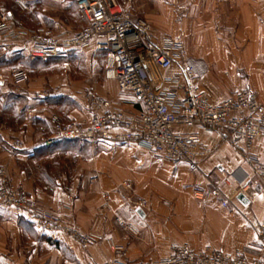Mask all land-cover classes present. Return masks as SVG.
<instances>
[{"label": "crops", "instance_id": "1", "mask_svg": "<svg viewBox=\"0 0 264 264\" xmlns=\"http://www.w3.org/2000/svg\"><path fill=\"white\" fill-rule=\"evenodd\" d=\"M115 2L133 16L147 20L155 42L165 35L181 40L186 62L196 75L195 83L212 103L247 88L264 106V0ZM74 51L82 60L97 52L91 44ZM102 68L103 62L97 77L89 80L69 76L49 79L63 86L49 85L53 93L48 99L65 95L74 102L71 109L62 112L66 120L81 123L89 119L79 92L74 93L84 89L109 100H119L126 113L138 109L130 94L118 92L113 81L102 78ZM174 71L172 67L164 73ZM6 85L9 84H0L1 90ZM40 87L45 85L27 83L26 105L33 103L31 96ZM175 130L199 140L193 171L185 163L172 165L133 143L104 144L93 148L86 158L78 155L72 158L70 171L60 176L50 192H44L19 166L34 149L42 146L43 137L33 130L30 121L15 129L0 125V147L13 139L21 144L13 155L0 149V166L39 208L60 216L65 224L80 232H94L120 244L123 261L162 259L169 255L174 244H186L194 251L209 247L255 257L258 253L255 231L264 220V180L254 177L240 149L230 144L226 133L196 128ZM251 154L264 168V138L253 141ZM123 182L130 183L131 188H122ZM64 186L73 192L71 201H67L62 191ZM213 188L220 190L219 198L195 201L191 197L193 189ZM237 195H242L246 203L241 204ZM138 200L145 201L139 209L141 215L132 209ZM221 201L226 202V207L220 205ZM115 218L135 227L137 234L118 226ZM30 223L25 213L0 206V264H20L25 257L32 264H108L112 259L102 243L82 247L63 234L42 235Z\"/></svg>", "mask_w": 264, "mask_h": 264}, {"label": "built area", "instance_id": "2", "mask_svg": "<svg viewBox=\"0 0 264 264\" xmlns=\"http://www.w3.org/2000/svg\"><path fill=\"white\" fill-rule=\"evenodd\" d=\"M15 3L20 9H26L22 0H15ZM75 6L87 20V25L76 31L16 26L11 24L9 13L0 11V57L16 52L47 60L91 44L94 51L104 52L102 78L113 81L118 92L130 94L138 109L126 113L119 100H109L91 90H84L80 102L90 115L87 122L61 124L56 115L50 114L52 133L42 141L43 147L63 141H79L91 146L133 143L160 155L172 165L185 163L187 169L193 171L199 140L175 129L196 128L226 133L230 144L240 149L254 177L264 180V168L251 154L253 141L264 138V106L254 92L240 88L214 104L195 84L193 67L186 62V50L177 36L165 35L155 42L150 23L133 16L115 0H75ZM172 67L175 69L173 73H164ZM0 82H7L13 92L19 94L26 84V74L17 66L0 69ZM52 93L53 89L47 87L33 92L31 105L35 106L26 110V116L45 114V107L37 103ZM20 145L18 139H13L0 149L13 155ZM121 187L129 190L131 185L123 182ZM62 191L67 201H71L72 190L64 186ZM220 196L218 188L191 191L195 201ZM144 205L145 201L138 200L132 209ZM220 205L226 207L227 204L221 201ZM0 206L25 213L42 235L63 234L82 247L92 243L104 244L112 255L108 264H264V220L256 227L258 253L253 258L241 251L228 253L209 247L194 251L186 244H174L165 258L128 262L121 259L123 247L112 238L90 231L80 232L65 224L60 216L39 208L21 185L11 182L2 166ZM105 206L106 202L102 208ZM115 222L130 234H137L132 225L117 218ZM20 264H32V261L25 257Z\"/></svg>", "mask_w": 264, "mask_h": 264}, {"label": "trees", "instance_id": "3", "mask_svg": "<svg viewBox=\"0 0 264 264\" xmlns=\"http://www.w3.org/2000/svg\"><path fill=\"white\" fill-rule=\"evenodd\" d=\"M7 12L12 15L10 9ZM85 21L86 26L87 20ZM96 55L101 57L103 62L104 52L97 51ZM60 57H67V60L69 58L71 63L74 59L78 58L74 50H68L63 55L51 57L47 60L32 58L25 54L14 52L0 57V67L15 66V64L19 63L23 64L25 70L28 69L27 71L29 72L33 66L37 67L41 65L46 67L48 64L56 63L57 60H62ZM24 72L27 82V73L26 71ZM37 104L45 107V114L35 115L29 118L26 116V110L35 105H26L25 93L14 94L9 89L1 90L0 88V125L15 129L21 128L25 121H30L33 130L39 132L44 139L51 135V124L48 118L50 114L56 115L61 124L70 122L62 115V112L65 113L74 106V102L70 97L64 95L57 98H45ZM50 108L55 109L51 111ZM87 146L88 144L80 143L79 141H63L50 147L39 146L33 150L31 156L26 159L25 163L19 164V166L26 177L33 179L34 185L42 188L44 192H50L60 176L66 174L72 168L73 162L69 158L70 155L82 154L88 156ZM66 155L69 157H66Z\"/></svg>", "mask_w": 264, "mask_h": 264}, {"label": "rangeland", "instance_id": "4", "mask_svg": "<svg viewBox=\"0 0 264 264\" xmlns=\"http://www.w3.org/2000/svg\"><path fill=\"white\" fill-rule=\"evenodd\" d=\"M26 9H20L15 0H0V11L7 12L9 9L12 11V15L9 13L10 22L16 26H23L27 28H35L38 26H42L51 30L56 28L66 29L69 31H76L82 29L86 21L81 16L79 11L74 6V0H22ZM8 13V12H7ZM35 26V27H32ZM77 59L71 61L66 59L67 57H60L62 60H57L56 63L48 64L46 67L38 65L37 67H32V70L29 72L25 70L23 64H15V66L20 67L27 73V82L23 85V88L27 85V83L32 82L37 85H45L48 87L51 84H55V87L59 85L62 87V84H56L49 82V79L60 80L62 77L74 80H82L87 78L88 80L91 78L97 77L99 71H101L102 67V58L97 56L96 53H92L89 55L88 59L82 60V58L77 54ZM51 58V57H50ZM76 58V57H75ZM187 60V59H186ZM84 71V72H81ZM87 72V74H86ZM83 73V74H82ZM66 75V76H65ZM195 80L196 75L194 72ZM194 80V82H195ZM196 84V83H195ZM10 85H6V89H9L13 92L12 88L10 89ZM41 88V87H40ZM85 90V89H84ZM79 92V93H78ZM82 91H75L74 93L82 94ZM21 94L24 93V89L21 90ZM19 93V94H20ZM16 94V93H14ZM52 133V131H51ZM46 139V138H44ZM43 139V140H44ZM42 140V141H43ZM83 147V146H82ZM84 148V147H83ZM93 148H98L96 145H88V156L90 155ZM84 150V149H83ZM82 159L86 158L87 155L79 154ZM76 154L69 158H75ZM10 178V177H9Z\"/></svg>", "mask_w": 264, "mask_h": 264}, {"label": "water", "instance_id": "5", "mask_svg": "<svg viewBox=\"0 0 264 264\" xmlns=\"http://www.w3.org/2000/svg\"><path fill=\"white\" fill-rule=\"evenodd\" d=\"M0 84H2V82H0ZM236 199L241 203V204H245L246 200L242 197V195H237ZM138 215H141V211L139 209H137L135 211Z\"/></svg>", "mask_w": 264, "mask_h": 264}]
</instances>
